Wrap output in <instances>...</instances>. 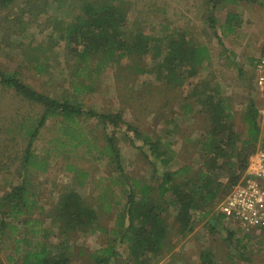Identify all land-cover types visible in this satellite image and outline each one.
Segmentation results:
<instances>
[{
	"label": "rangeland",
	"instance_id": "rangeland-1",
	"mask_svg": "<svg viewBox=\"0 0 264 264\" xmlns=\"http://www.w3.org/2000/svg\"><path fill=\"white\" fill-rule=\"evenodd\" d=\"M217 3L214 8L212 0H117L109 4L123 14V38L139 31L166 45L168 36L182 32L195 46L204 47L207 53L193 82L208 81L230 99L234 128L242 133L248 101L257 100L254 66L264 56V0ZM85 9V0H20L0 9V68L5 73L17 76L37 92L97 112L121 113L124 120L115 127L80 116L64 130L62 117H49L38 129L27 162V142L42 106L0 84V200L24 182L25 197L37 205L29 217L42 220L18 222L12 235L10 229L6 231L11 238L6 240V234L2 239L0 264H8L6 255L15 248L14 239L29 241L32 248L43 229L54 228L49 214L67 190L75 191L97 210L103 229L75 232L68 244L74 263L94 264L91 255L113 243L110 231L125 205L127 190L134 189L140 197L139 186L149 185L157 197L163 171L173 172L187 164L195 172L202 166L198 139L204 133V117L197 105L186 114L180 107L191 86L164 87L154 72H138V67L155 70L151 54L119 58L101 53L85 68L70 52L74 44L66 31L69 22ZM210 13L213 22H209ZM228 13L237 15L230 31ZM127 123L166 146L162 157L169 160L165 167L127 130ZM110 137L119 152L117 160L108 147ZM181 179L174 176L175 181ZM170 197L167 194L165 199ZM217 205L197 212L194 229L186 236L177 233L176 210L167 205L162 216L169 225L172 247L148 264H200V255L206 251L212 253L215 264H264V231H244L232 221L218 219ZM50 240L55 242L54 237ZM115 248L114 264H133L127 261L124 244L115 243Z\"/></svg>",
	"mask_w": 264,
	"mask_h": 264
},
{
	"label": "trees",
	"instance_id": "trees-1",
	"mask_svg": "<svg viewBox=\"0 0 264 264\" xmlns=\"http://www.w3.org/2000/svg\"><path fill=\"white\" fill-rule=\"evenodd\" d=\"M16 1L20 0H0V9H5ZM114 1L117 0H85L84 14L69 22L70 29L66 30L69 33L68 39L74 44L70 52L77 55L80 62L85 64V68L88 67L91 58L101 53L116 55L119 58L151 54L156 64L155 70L138 67V72H154L155 79L164 87H178L184 84L191 86L192 90L180 105L181 110L186 114L197 105L198 113L203 115L205 122L204 133L198 139L201 168L191 172V166L185 164L173 172L163 171L157 197H154L152 187L139 186L137 180L132 179L135 185L139 186L140 197H136L134 189L126 191L125 205L116 217L115 229L110 231L113 243L91 255L94 264H114L113 259L117 255L115 243L124 244L128 262L148 264L172 247L169 225L162 216L167 211V205H172L176 210L174 223L177 233L186 236L194 229L197 212L206 211L204 209L207 206L214 207L243 178L249 157L255 152L259 142L256 109L258 101L256 99L248 101L243 114L244 131L242 133L236 131L230 99L221 96L217 88L208 81L193 82L203 56L207 53L204 47L195 46L182 32L175 34L174 37L168 36L166 45L162 44L161 39L139 31L123 38L125 20L121 17L123 15L121 10L114 4H109ZM212 2V7H216L217 0ZM234 18H237L235 13L227 14L226 24L229 31ZM209 22H213L212 13L209 14ZM150 42L153 44L150 45ZM0 84L12 89L26 100L42 106V114L27 142L25 156L27 162L38 129L49 117H62L65 123L64 130L70 129L69 124L80 116L96 119L101 124L109 123L115 127L119 122L124 123L121 113L97 112L68 99L50 97L37 92L20 78L5 73L1 68ZM127 130L133 133L134 138L142 141L153 159L158 160L159 166L167 165L169 159L162 157L166 146H163L160 140L143 136L129 123ZM108 147L117 160L119 152L115 148L113 137L109 138ZM155 171L156 168L153 167V172ZM175 175L182 176V179L175 181ZM221 178H225L226 181H220ZM25 186L24 182L14 186L0 200V246L3 237L8 234L6 231L10 229L9 234L12 235L18 229V222L28 224L31 220L42 221L40 218L29 217L32 208L37 205L25 197L28 192ZM167 194H171L168 200L165 199ZM49 217L54 228L43 229L40 240H36L32 248L28 245L29 241L12 240L15 248L6 255L8 264H76L72 260L73 254L68 250L71 234L75 232L85 234L93 228L103 229L97 210L73 190H67L60 195ZM217 218L225 219L219 212ZM6 219L14 220L17 224L13 225L12 221ZM35 233L36 230H33V234ZM9 234L6 240L11 238ZM50 237H54L55 242L51 241ZM200 264H215L212 261V253L203 252L200 255Z\"/></svg>",
	"mask_w": 264,
	"mask_h": 264
},
{
	"label": "built area",
	"instance_id": "built-area-1",
	"mask_svg": "<svg viewBox=\"0 0 264 264\" xmlns=\"http://www.w3.org/2000/svg\"><path fill=\"white\" fill-rule=\"evenodd\" d=\"M254 85L258 101V146L249 157L243 178L217 205L225 219L244 231H264V56L256 60Z\"/></svg>",
	"mask_w": 264,
	"mask_h": 264
},
{
	"label": "crops",
	"instance_id": "crops-1",
	"mask_svg": "<svg viewBox=\"0 0 264 264\" xmlns=\"http://www.w3.org/2000/svg\"><path fill=\"white\" fill-rule=\"evenodd\" d=\"M257 60V59H256ZM255 63H256V61H255ZM255 67V66H254ZM254 75H255V70H254Z\"/></svg>",
	"mask_w": 264,
	"mask_h": 264
}]
</instances>
